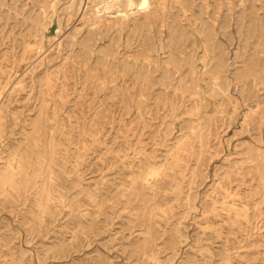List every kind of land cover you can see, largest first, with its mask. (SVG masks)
I'll use <instances>...</instances> for the list:
<instances>
[{"label": "rangeland", "instance_id": "rangeland-1", "mask_svg": "<svg viewBox=\"0 0 264 264\" xmlns=\"http://www.w3.org/2000/svg\"><path fill=\"white\" fill-rule=\"evenodd\" d=\"M149 2L0 0V264H264V0Z\"/></svg>", "mask_w": 264, "mask_h": 264}, {"label": "bare ground", "instance_id": "bare-ground-1", "mask_svg": "<svg viewBox=\"0 0 264 264\" xmlns=\"http://www.w3.org/2000/svg\"><path fill=\"white\" fill-rule=\"evenodd\" d=\"M150 0H127V3L130 7L137 6L142 10L147 9L149 7ZM227 199V198H226Z\"/></svg>", "mask_w": 264, "mask_h": 264}]
</instances>
